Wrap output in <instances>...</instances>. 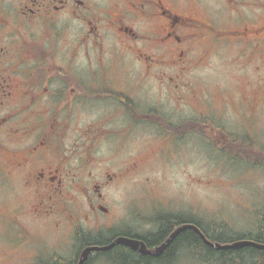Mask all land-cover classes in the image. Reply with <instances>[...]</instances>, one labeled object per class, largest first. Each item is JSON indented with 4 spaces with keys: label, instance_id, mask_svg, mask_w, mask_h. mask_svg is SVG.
Masks as SVG:
<instances>
[{
    "label": "flooded vegetation",
    "instance_id": "1",
    "mask_svg": "<svg viewBox=\"0 0 264 264\" xmlns=\"http://www.w3.org/2000/svg\"><path fill=\"white\" fill-rule=\"evenodd\" d=\"M238 1L251 0H0V257L21 255L32 259L29 264L57 260L55 251L44 250L49 236L43 234L57 235L59 195L74 189L75 178L99 168L102 160L93 151L102 142L120 159L116 170L106 168L101 179L95 174L86 184L97 194L90 203L93 213L107 214L103 223L114 215L100 204L101 191L125 176L154 170L159 151L166 149L167 129L180 127L179 137L204 140L199 131L207 132L209 125L207 137L219 141L216 147L228 159L264 167L257 164L264 162V145L235 123L237 133L222 131L219 114L216 119L204 113L209 106L202 100L199 113L209 124L199 116L171 124L153 96L166 95L167 82L177 87L191 69L208 64L219 47L235 46L239 57L260 61L256 69L264 71V15L256 25L244 15L236 23L230 11ZM167 67L177 70L167 73ZM257 80L259 89L246 95L264 108L259 93L264 75ZM192 90L183 97L193 101ZM141 127L158 140L151 143L144 134L143 150L122 157ZM118 133L126 134L124 139L116 138ZM150 147L157 159L153 164L151 154L144 156ZM147 205L132 211L131 223L120 217L121 225L100 232L76 230L75 244L81 231L105 237L103 245L88 246H105L122 236L155 249L166 236L155 245L143 238L160 231L166 207ZM88 256L84 264H107L102 255Z\"/></svg>",
    "mask_w": 264,
    "mask_h": 264
},
{
    "label": "rangeland",
    "instance_id": "2",
    "mask_svg": "<svg viewBox=\"0 0 264 264\" xmlns=\"http://www.w3.org/2000/svg\"><path fill=\"white\" fill-rule=\"evenodd\" d=\"M240 3H235L238 6L230 11L235 22H239L244 15L248 18L247 21L250 20L252 25H256L264 15V0H251L245 5ZM228 16L223 18L226 20ZM232 48L233 46L226 49L219 47L208 64L204 62L201 67L191 69L179 78L175 88L173 83L167 82L166 95L153 93V96L156 97V102L165 108L166 118L173 124L186 119L201 118L199 110L202 106L198 101L202 100L204 105L209 106L204 113L213 115L216 119L219 114L217 125L222 131L237 133L238 127L237 129L245 130L259 144L264 145V108L256 105L254 100L246 95L259 89L257 78L264 75V71L261 68L259 71L256 69L257 65L261 64L260 61L251 59L250 56L239 57L238 49L235 46ZM175 70L177 69L174 67H167L166 72L173 73ZM261 84L264 85L263 82ZM191 88L196 92L193 101L183 97L185 90L191 92ZM192 92L195 93L193 90ZM259 93L263 95L264 88L261 87ZM192 102L196 108L192 106ZM201 120L204 124H209L205 118ZM234 123L237 127H234ZM208 126L207 132L205 129L199 131L205 141L200 137H190V134L179 137L183 130L167 131L166 149L162 148L163 153L159 151L158 164L154 170L146 168L145 173L125 176L117 183L104 188L101 191L100 204L110 209L114 215L112 221L107 220L105 223L103 218L107 214L97 211L94 212L97 215L95 216L90 207V203L97 199V194L87 188L86 184L94 181L95 174L101 179L106 168L116 170L118 167L115 163L120 159L111 156L107 142L96 145L93 153L97 159L102 160L99 162V168H91V176L75 178L74 189L59 195L57 235L52 238L50 232L43 234L49 236L44 250H52L59 256L69 257L75 249L76 230L100 232L112 224L121 225V218L131 223L132 211L137 206L146 210L147 204L156 205L158 208L166 207V212L192 214L207 225L225 224V235L253 229L257 209L264 203V167L228 159L220 152L222 149L216 147L221 146L217 144L219 141L214 142V139L207 137V134H210ZM138 133L139 138L132 139L136 142L126 145L122 157L133 154L136 148L141 147L140 136L144 134L151 143L158 140L156 135L152 136L148 127L147 130L141 127ZM174 133L177 135L174 136ZM125 135L118 133L116 138L122 140ZM141 149L143 150V146ZM144 154L146 157L151 154L149 160L152 164L157 161L154 159L156 154L152 147L144 151ZM42 255L45 257V252H42ZM27 259L32 260L21 255L15 258L4 255L0 257V264L32 262ZM175 264L209 263L183 257Z\"/></svg>",
    "mask_w": 264,
    "mask_h": 264
},
{
    "label": "trees",
    "instance_id": "3",
    "mask_svg": "<svg viewBox=\"0 0 264 264\" xmlns=\"http://www.w3.org/2000/svg\"><path fill=\"white\" fill-rule=\"evenodd\" d=\"M167 122L168 120L166 119ZM177 130H180V127H177ZM167 131L170 130L167 129ZM257 164L264 165V162L260 163L258 161ZM159 223L161 225L160 231L155 236L143 238L147 245L159 244V241H162L164 236L167 238L182 223L195 224L203 232L205 237L213 242L226 244L238 239H250L258 243H264V203L257 209L254 228L246 232H237L236 234L230 233L225 235V224L207 225L199 217L188 213L166 212V216H162ZM125 234L130 235L131 233L128 230L125 231ZM104 243V236L96 237L83 234L81 231L77 232L75 249H73L71 256L66 258L57 256V260L55 261H45V259H42V264H73L82 248L94 244L103 245ZM98 255H102L107 264H142L148 263L152 259L160 264H175L183 257H189L195 261L209 264H262L264 261V249L262 248L247 245L241 248L215 249L205 243L191 228L180 231L162 253L156 257L140 254L137 250H131L120 244L103 252H90L88 257L91 260Z\"/></svg>",
    "mask_w": 264,
    "mask_h": 264
},
{
    "label": "water",
    "instance_id": "4",
    "mask_svg": "<svg viewBox=\"0 0 264 264\" xmlns=\"http://www.w3.org/2000/svg\"><path fill=\"white\" fill-rule=\"evenodd\" d=\"M186 228H192L195 231H197L201 238L205 241V243H207L208 245L212 246L215 249H220V248H241L247 245H251L257 248H262L264 249V243H258L256 241L253 240H235L233 242L230 243H220V242H213L210 241L209 239H207L204 234H202V232L194 225L192 224H182L180 226H178L177 228H175L170 235L166 238V240L161 243L158 247H156L155 249H147L146 245L142 242L139 241L137 239H133V238H129V237H117L115 238L111 243H109L108 245L105 246H88L86 248L83 249V251L81 252V257L79 259V261L77 262V264H84V262L86 261V258L88 256V253L93 251V250H97V251H104L107 250L117 244L129 247L131 250H137L139 251V253L144 254V255H159L160 253H162V251L166 248V246L177 236V234L186 229Z\"/></svg>",
    "mask_w": 264,
    "mask_h": 264
}]
</instances>
